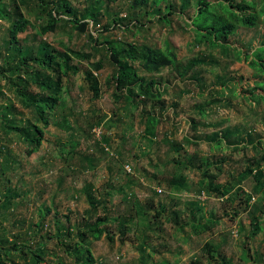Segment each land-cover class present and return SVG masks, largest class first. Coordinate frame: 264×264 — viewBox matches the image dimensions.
Wrapping results in <instances>:
<instances>
[{
  "label": "rangeland",
  "instance_id": "1",
  "mask_svg": "<svg viewBox=\"0 0 264 264\" xmlns=\"http://www.w3.org/2000/svg\"><path fill=\"white\" fill-rule=\"evenodd\" d=\"M63 1L80 15L97 12L96 20L88 16L86 33L61 23L45 34L48 18L35 0H0L8 15H0V248L14 240L32 249L39 243L41 264H84L88 254L93 264H264V72L258 65L264 63V0H233L249 7L255 27L238 28L214 45L193 21L206 6L218 14L223 0H147L141 6L135 0H101L97 6L95 0ZM116 16L124 21L115 24ZM16 19L25 23L15 44L18 54L37 55L44 47L53 56L70 53V67L80 72L63 77L56 91H44L29 76L17 80L8 72L21 57L2 71ZM91 35L111 41L117 51L133 46L138 59L123 57L122 65L154 80L161 98L145 100L137 90L136 97L126 90L117 101L110 48L98 50ZM151 49L176 55L187 74L172 66L148 72ZM251 59L257 65L249 67ZM87 72L101 85L96 101ZM41 78L56 81L57 74L42 71ZM19 91L58 99L48 112L44 140L31 155L11 132L14 126L27 128L33 118ZM202 160L223 163L221 171L213 169V183L230 187L232 181L225 196L208 193ZM257 161L261 186L253 172L244 173ZM90 185L109 202L106 211L93 214L94 220L108 213L109 233L78 248L74 238L68 249L56 233L68 218L72 224L84 218ZM10 192L14 198L7 201Z\"/></svg>",
  "mask_w": 264,
  "mask_h": 264
},
{
  "label": "trees",
  "instance_id": "2",
  "mask_svg": "<svg viewBox=\"0 0 264 264\" xmlns=\"http://www.w3.org/2000/svg\"><path fill=\"white\" fill-rule=\"evenodd\" d=\"M35 1L37 7L36 9L40 12V14L48 18L46 28L43 29V33L45 34L48 33L51 29L57 28V26L61 23H71L76 28V30L83 34L86 33L87 27L89 26V23L86 22L88 16H91L93 20H96L97 18V12L94 10V8L90 9L89 13L86 12L80 15L75 11L74 7H69L68 4L63 0ZM100 2L101 0H95V6H97ZM233 3V0H223V2L218 5V14L211 13L209 8L206 6L203 8V10H200L197 17L194 19V27L199 33H201L202 38L206 39V41L209 42V44L214 45L226 41L228 37L236 33L238 28L252 29L255 27L257 17L254 14L248 12L249 7L244 5L243 3ZM146 4L147 0H135L134 5L141 6ZM1 10L2 7L0 6V15H2L4 19L8 18V15L3 14ZM116 18L117 19H115V24H117L118 22L122 23L124 21L118 16H116ZM137 26L141 30L145 28L139 23H137ZM24 30L25 23L22 21V19H16L13 21L12 29L9 35L10 40L7 46V50L9 51V53L7 54L6 59H2V71H5V68L14 66L16 64V60L21 57L22 60L17 63V65L15 66L16 68L8 72H11L12 74L16 73L18 75L16 78L17 80H22L24 79V76H29L32 81L35 82L44 91H56L57 88L55 87L59 86L63 77H69L70 73L75 74L76 72H80V70H78L77 68L70 67V63L73 56L70 53H65L61 56H53L47 50V48L44 47L41 51H39L38 54L36 53L37 55H35V53H25L23 56L21 54H18L20 53V49L15 44L17 42L18 35L22 34ZM91 39L96 43V45H98V50L102 47H106V45L108 48L109 44H113L110 43L111 41H107L106 43H100V41L96 39L95 35H91ZM201 41L203 40L201 39ZM129 48L131 49L129 50L127 48H124L120 51L115 50V48L113 47L109 49V57H111L110 61L114 66L117 67L116 75L113 78V82H115L114 96L116 100H121L126 90L132 96H135V91L137 90L139 96H142L145 100L149 98H161V95L158 94L157 91H155L154 89V80L147 82L146 79L140 76L137 72L130 71L126 66L122 65L123 63H121V59L123 57H127L128 59L135 61L138 59V57L133 54V51L135 50L133 49L134 47L130 46ZM77 55L78 54H75V56ZM146 60V70L148 72H159L160 69L166 66L176 67L177 72L181 76L186 75L188 72V70L184 69L183 66L179 67L177 56L171 52L165 53L162 50L151 49L149 50V56L146 57ZM260 62L258 65L262 67L264 72V63L261 64ZM255 64L257 65V63H255V61L251 59L249 62V67ZM98 68L101 69L102 65L98 64ZM49 70H52V72H56V81L52 78H41L42 71ZM86 78L91 86V90L94 93L93 99L94 101H96L99 98L101 92L100 82L97 80V78L92 72H87ZM108 83L110 84L111 81H109ZM18 94L22 98L26 106L32 110L33 118L32 123L27 128L14 126L11 132L19 135L22 142L28 147L27 153L31 155L39 149L44 140L45 128L48 127L50 123L47 117L48 112L55 110L58 99L53 94H49L47 97L44 98H36L20 91L18 92ZM138 101L139 100L134 99V102L136 104H139ZM100 120H102V118ZM101 122L102 121H100L99 123ZM156 123V118H151V124L155 125ZM196 127L197 126L194 125V128ZM227 135L228 134L225 133L223 139L227 140ZM228 136H230V133ZM218 146H221V144L219 143ZM202 163H207V168L203 173V176L208 178L210 181V187L209 189H207L208 193H213L220 197L225 196L232 188V181L228 182V185H230V187H228L227 185L214 186L213 183L215 180L213 169L221 171L220 168L222 167L223 163H208V160H202ZM253 167H248L244 171V173L251 174L253 172L254 179L257 181V185L261 186L262 183H260V179L263 175L262 171L260 170L259 161H257ZM200 168H203L202 164L201 166H198L197 169L200 170ZM181 183L182 180H177L174 184H176V186H181ZM108 188L111 189L110 187ZM105 195L109 197L108 192ZM6 196L8 198L7 201H10V199L14 198L11 192ZM86 200L88 203L89 210L86 212L84 218H82L76 224L70 223V219L68 218L67 225H63L61 226V228L58 229L55 238H57L58 243L61 246L71 249L72 246H70V243L73 241L74 238H77L78 242L75 243V247H82L90 237L98 239L102 237L104 233H109L104 227L109 219L108 213H105V216L103 217H97L93 220V214L97 212L99 208H103L105 211L107 210L106 205L107 203H109L108 200H106L105 198H98L93 192L92 185L87 188ZM161 207L164 208L163 205ZM43 212L44 213L41 214L42 219H44V217L49 213V209H45ZM171 215L178 216L179 212H172ZM56 221L59 222L58 219ZM124 232L125 231H123V233ZM108 237L110 236L108 235ZM40 238L41 241L44 240V238H42L41 236ZM110 239L112 238L110 237ZM7 243H11L10 247L6 244L5 247L2 246V248H0V264H20V262L16 261L17 259L23 260L25 264H41L45 261L44 252L42 249H40L39 243L37 244L38 248L35 249L20 245L17 243L16 240ZM3 254L5 255V258L1 256ZM13 254H19L18 258H14L12 256ZM94 261L95 260L93 259V256L88 254L86 259L83 260V263L93 264Z\"/></svg>",
  "mask_w": 264,
  "mask_h": 264
}]
</instances>
